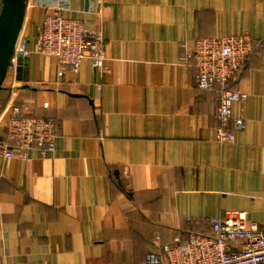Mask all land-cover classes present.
<instances>
[{"label": "crops", "instance_id": "1", "mask_svg": "<svg viewBox=\"0 0 264 264\" xmlns=\"http://www.w3.org/2000/svg\"><path fill=\"white\" fill-rule=\"evenodd\" d=\"M74 1L65 16L99 31L105 69L59 77L36 52L45 11H26L29 56L0 91V137L10 108L52 121L55 148L0 156V264H147L148 253L210 235L205 222L244 213L264 229V52L229 89L245 128L216 139L219 91L195 87L179 45L248 34L264 40V0ZM1 9V0H0ZM13 70V71H12Z\"/></svg>", "mask_w": 264, "mask_h": 264}, {"label": "built area", "instance_id": "2", "mask_svg": "<svg viewBox=\"0 0 264 264\" xmlns=\"http://www.w3.org/2000/svg\"><path fill=\"white\" fill-rule=\"evenodd\" d=\"M79 0H27L26 11H45L36 36V52L54 57L59 64V77L67 71L77 73L83 65L105 69V42L99 31L87 28L85 22L68 18L72 3ZM88 1L91 12H99L104 0ZM183 52L181 62L195 68V87L200 91H219L216 119L219 123L217 141L232 143L237 132L245 128V120L234 116L233 105L245 102L247 95L229 89V83L243 71L247 60L257 48L264 52V40L256 42L248 34L239 36L199 38L192 44L179 45ZM28 40L19 37L10 67L18 58L29 56ZM13 71V70H12ZM0 137V156L13 159L15 152L26 159L36 147L41 155L55 148L57 131L48 119L31 115L26 108L13 105L3 123ZM210 235L189 230L185 241L175 239L146 256L147 264H264V229L251 222L244 213L224 215L205 221Z\"/></svg>", "mask_w": 264, "mask_h": 264}, {"label": "water", "instance_id": "3", "mask_svg": "<svg viewBox=\"0 0 264 264\" xmlns=\"http://www.w3.org/2000/svg\"><path fill=\"white\" fill-rule=\"evenodd\" d=\"M27 0H1L0 9V91L7 77L15 45L21 35ZM22 57L19 58L21 60Z\"/></svg>", "mask_w": 264, "mask_h": 264}, {"label": "trees", "instance_id": "4", "mask_svg": "<svg viewBox=\"0 0 264 264\" xmlns=\"http://www.w3.org/2000/svg\"><path fill=\"white\" fill-rule=\"evenodd\" d=\"M3 89H4V87H3ZM3 89H2V90H3ZM187 238H188V235L184 238V241H185ZM182 241H183V240H182Z\"/></svg>", "mask_w": 264, "mask_h": 264}]
</instances>
